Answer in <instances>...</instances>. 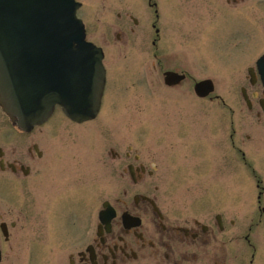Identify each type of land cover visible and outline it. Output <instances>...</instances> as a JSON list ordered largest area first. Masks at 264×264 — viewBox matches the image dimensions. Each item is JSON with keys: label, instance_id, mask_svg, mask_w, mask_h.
Returning <instances> with one entry per match:
<instances>
[{"label": "flooded vegetation", "instance_id": "obj_1", "mask_svg": "<svg viewBox=\"0 0 264 264\" xmlns=\"http://www.w3.org/2000/svg\"><path fill=\"white\" fill-rule=\"evenodd\" d=\"M211 1L218 14L203 22L204 30L264 35V0ZM155 7L148 0V8ZM231 81L232 86L220 89L228 93L216 94L214 84V93L201 101L216 107L211 118L227 155L222 164L225 187L242 204L165 203L164 197L179 189L177 155H172L175 167L167 175L153 151L128 147L124 154L110 152L114 195L94 212L85 201L72 208L44 206L41 197H27V185L34 178L63 173L50 138L55 130L32 136L35 129L22 132L2 116L0 264H258V259L264 264V68L259 70L255 62ZM179 132H185L184 125ZM174 143L169 141L167 148ZM204 154L213 163L205 180L198 179L199 194L220 187L225 191L224 184L218 185L219 169L206 142ZM252 193L256 204H247ZM56 245L57 251L50 252Z\"/></svg>", "mask_w": 264, "mask_h": 264}, {"label": "rangeland", "instance_id": "obj_2", "mask_svg": "<svg viewBox=\"0 0 264 264\" xmlns=\"http://www.w3.org/2000/svg\"><path fill=\"white\" fill-rule=\"evenodd\" d=\"M76 1L81 3L78 17L85 25L87 40L104 53L107 85L103 105L91 122L76 125L56 110L45 126L35 128L32 136L55 130L50 138L61 158L59 171L63 173L28 181L31 193L27 197H41L44 206L53 203L60 208H72L85 201L94 212L114 195L113 181L108 176L110 152L124 154L128 147H140L155 153L167 175L175 167L171 158L177 155L176 162L181 166L177 174L179 189L165 196V203L194 207L242 204L234 201L225 187L228 178L222 164L227 155L217 141L219 133L211 118L216 107L198 100L193 87L211 79L216 94L228 93L220 89L232 86L231 78L264 54V35L253 32L248 37L236 36L217 33L212 27L204 30L203 22L218 14L211 0L208 4H199V0H152L154 9L148 8V0ZM166 71L182 72L187 78L169 88L163 82ZM181 125L185 126L182 134ZM2 131L6 127L0 114ZM169 141H175L172 149L167 148ZM205 142L219 169L218 185L224 184L225 190L220 187L208 195L199 194L198 182L205 180L213 163L211 156L204 154ZM250 183L254 190L252 178ZM255 200L252 193L246 203L256 204ZM16 205L10 203L18 208ZM57 247L51 246L50 252H56ZM258 264H263L261 259Z\"/></svg>", "mask_w": 264, "mask_h": 264}, {"label": "water", "instance_id": "obj_3", "mask_svg": "<svg viewBox=\"0 0 264 264\" xmlns=\"http://www.w3.org/2000/svg\"><path fill=\"white\" fill-rule=\"evenodd\" d=\"M79 8L74 0H0V107L23 131L42 125L56 106L78 123L99 112L103 54L86 41ZM184 79L164 74L170 87ZM213 91L210 80L194 86L199 98Z\"/></svg>", "mask_w": 264, "mask_h": 264}]
</instances>
